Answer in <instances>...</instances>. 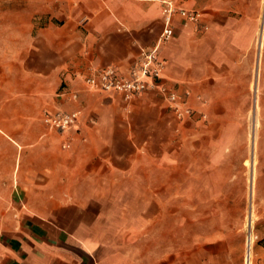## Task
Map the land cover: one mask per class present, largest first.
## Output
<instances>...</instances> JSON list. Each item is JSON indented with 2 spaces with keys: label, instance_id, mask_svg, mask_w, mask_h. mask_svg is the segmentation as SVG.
Returning a JSON list of instances; mask_svg holds the SVG:
<instances>
[{
  "label": "crops",
  "instance_id": "0c3cea01",
  "mask_svg": "<svg viewBox=\"0 0 264 264\" xmlns=\"http://www.w3.org/2000/svg\"><path fill=\"white\" fill-rule=\"evenodd\" d=\"M94 1L58 21L0 13V158L15 159L0 264H264V218L223 210L218 165L257 17L246 0L185 3L200 22L175 17L158 50L161 82L192 110L179 120L155 88L125 100L86 83L108 66L130 77L163 31L158 1ZM45 111L80 116L60 132Z\"/></svg>",
  "mask_w": 264,
  "mask_h": 264
},
{
  "label": "rangeland",
  "instance_id": "374dc122",
  "mask_svg": "<svg viewBox=\"0 0 264 264\" xmlns=\"http://www.w3.org/2000/svg\"><path fill=\"white\" fill-rule=\"evenodd\" d=\"M94 3V0H87ZM79 0H0V13L5 18L18 14L20 20L28 16L69 18L77 9ZM244 12L258 19L259 32L254 42L252 57L238 61L235 69L234 107L229 113L236 117L233 138L229 140L221 157V169L225 198L224 211L243 214L245 222L249 214L262 222L264 218V0H246ZM241 16V14H239ZM263 33V34H262ZM261 43V45H259ZM251 55V54H250ZM0 158V231L12 222L11 199L12 168L15 161L11 149ZM253 178V192L250 179Z\"/></svg>",
  "mask_w": 264,
  "mask_h": 264
},
{
  "label": "built area",
  "instance_id": "2783aa9c",
  "mask_svg": "<svg viewBox=\"0 0 264 264\" xmlns=\"http://www.w3.org/2000/svg\"><path fill=\"white\" fill-rule=\"evenodd\" d=\"M151 1H158L161 4L163 31L152 49L141 52L140 57L131 67L130 77L126 78L120 75L115 67L108 66L95 70L85 81L94 89L121 94L125 100L155 88L166 98L169 108L174 111L177 119L183 120L192 115V110L182 107L178 95L161 82L164 62L159 58L158 50L174 37L175 17L198 24L201 12L197 8L187 7L185 3L189 0ZM79 116V111L70 113L45 111L43 122L50 129L64 132L78 122Z\"/></svg>",
  "mask_w": 264,
  "mask_h": 264
},
{
  "label": "bare ground",
  "instance_id": "6f19581e",
  "mask_svg": "<svg viewBox=\"0 0 264 264\" xmlns=\"http://www.w3.org/2000/svg\"><path fill=\"white\" fill-rule=\"evenodd\" d=\"M259 45H261V43H259ZM253 186H254V183H253V178H252V175H251V179H250V191H251V193L254 191L253 190ZM251 230H252V228L250 229V232H251ZM252 242H253V236L251 237V235H250L249 236V240H248V253H249V255L251 254V245H252Z\"/></svg>",
  "mask_w": 264,
  "mask_h": 264
}]
</instances>
